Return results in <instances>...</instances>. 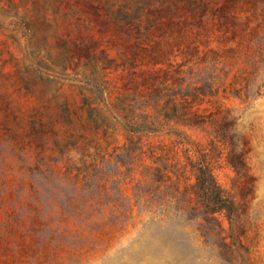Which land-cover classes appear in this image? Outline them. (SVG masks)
<instances>
[{
	"label": "rangeland",
	"instance_id": "1",
	"mask_svg": "<svg viewBox=\"0 0 264 264\" xmlns=\"http://www.w3.org/2000/svg\"><path fill=\"white\" fill-rule=\"evenodd\" d=\"M0 264H264V0H0Z\"/></svg>",
	"mask_w": 264,
	"mask_h": 264
},
{
	"label": "trees",
	"instance_id": "2",
	"mask_svg": "<svg viewBox=\"0 0 264 264\" xmlns=\"http://www.w3.org/2000/svg\"><path fill=\"white\" fill-rule=\"evenodd\" d=\"M168 95V94H167ZM194 95V94H193ZM196 97H198V93H195ZM179 103V102H177ZM182 111V110H181ZM141 123V124H139ZM146 122H140L138 120L128 121V132L135 133L148 129L147 131L153 132L154 130H149L147 128L148 125L143 124ZM152 129V128H151ZM133 141V137L129 138V145ZM202 168H198L197 172V186L200 189V195L203 199H206L205 202V210L204 212L209 216V214H213L215 212L226 211L227 213L231 212L234 209L233 201L225 196L220 189L219 185L214 180V177L211 172H209L206 168L207 166L201 165Z\"/></svg>",
	"mask_w": 264,
	"mask_h": 264
}]
</instances>
